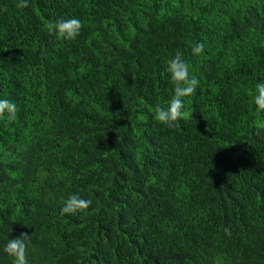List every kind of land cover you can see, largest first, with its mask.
I'll list each match as a JSON object with an SVG mask.
<instances>
[{"label": "trees", "instance_id": "1", "mask_svg": "<svg viewBox=\"0 0 264 264\" xmlns=\"http://www.w3.org/2000/svg\"><path fill=\"white\" fill-rule=\"evenodd\" d=\"M18 2L0 0V99L17 106L0 264L24 233L29 264H264V0ZM69 18L75 40L48 32ZM177 50L200 83L167 126ZM71 194L90 207L61 214Z\"/></svg>", "mask_w": 264, "mask_h": 264}, {"label": "clouds", "instance_id": "2", "mask_svg": "<svg viewBox=\"0 0 264 264\" xmlns=\"http://www.w3.org/2000/svg\"><path fill=\"white\" fill-rule=\"evenodd\" d=\"M28 0H19L17 8L28 7ZM82 21L78 18L61 19L49 21L46 25L50 34H54L58 39L75 40L82 28ZM193 55H200L204 52L203 42H193L191 45ZM167 72L170 74L174 85V94L167 107L157 106L154 110V118L157 122L173 126L174 123L184 115V98L192 96L199 80L190 74V64L183 59V53L177 50L175 55L167 60ZM252 102L258 111H264V80L256 83L255 93L252 95ZM17 117L16 104L8 99H0V120L8 122L15 121ZM91 200H85L77 194H71L61 208V214H76L88 209ZM225 235L230 236L231 230L224 229ZM29 235L24 233L18 238L9 239L4 247V252L13 258V264H29L27 258V243Z\"/></svg>", "mask_w": 264, "mask_h": 264}]
</instances>
